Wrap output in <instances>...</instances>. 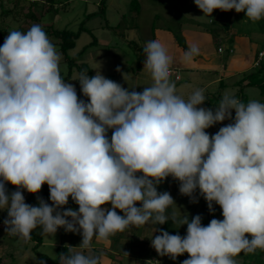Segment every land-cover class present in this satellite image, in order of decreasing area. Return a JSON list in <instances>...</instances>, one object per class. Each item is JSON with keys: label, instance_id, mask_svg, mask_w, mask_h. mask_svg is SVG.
Masks as SVG:
<instances>
[{"label": "clouds", "instance_id": "clouds-1", "mask_svg": "<svg viewBox=\"0 0 264 264\" xmlns=\"http://www.w3.org/2000/svg\"><path fill=\"white\" fill-rule=\"evenodd\" d=\"M194 3L203 16L234 9L252 22L264 18V0ZM143 54L150 86L126 89L102 75L99 65L94 76L85 70L71 79L79 81L86 102L61 75L62 56L40 24L9 31L0 46V210L7 211L6 233L23 242L38 227L47 236L61 227L81 233V251L70 248L58 257L60 264H104L90 248L94 238L107 241L168 221L186 224L187 234L152 227L151 246L173 261L187 253L182 264H238L242 252L264 251V102L244 103L228 89L214 111L200 107L205 90L187 98L178 93L172 57L160 40L148 41ZM197 55L199 48L191 45L183 61ZM225 120L233 122L214 135L205 131ZM169 176L190 202L198 203V189L210 212L218 204L223 220L204 226L200 214L191 220L181 214L171 194L157 190ZM8 184L16 188L10 194ZM44 184L51 205L41 197L37 206L26 203L24 191L38 194ZM70 197L78 211H60Z\"/></svg>", "mask_w": 264, "mask_h": 264}, {"label": "rangeland", "instance_id": "rangeland-1", "mask_svg": "<svg viewBox=\"0 0 264 264\" xmlns=\"http://www.w3.org/2000/svg\"><path fill=\"white\" fill-rule=\"evenodd\" d=\"M31 1L0 0V29L7 32L11 30L26 31L33 24H40L43 30H47L48 32H51V30L47 24L50 25L51 29L66 28L72 32H77L80 28H84L80 31L78 38L74 42V46L67 51V55L73 57L79 52L84 51L78 62L88 64L92 76L96 74L95 69H98L100 65L99 70L106 78L120 83L126 89L135 87L132 90L137 92L143 91L144 87L150 86L152 83L150 74L143 71L145 59L143 47L148 41L155 39L154 36H156L155 33L157 31L170 34L174 37L175 35L180 36V30L184 27L192 26L207 29L209 33H213L214 37L217 38L215 40L216 50L221 46L224 48V52H227L231 46L228 42V36L230 35L229 37H233L234 39L238 33H240L238 35L248 33L247 35H251L253 42L264 44V18L257 22H252L245 18V13H237L234 9L227 12L215 9L211 17L203 16L204 13L195 5L194 0H56L58 3L52 8L44 0H33L35 1L32 2L33 4ZM5 11L11 13L5 15L3 13ZM29 11L32 13L37 12L41 15V23H34L29 19L23 20L25 18L24 14ZM219 17H221L220 22L217 21ZM47 35L62 56L60 61L61 75L68 77L66 82L75 85L78 97L87 102V97H84L81 92L79 81L71 80L78 74V71L74 67L69 69L68 64L64 61V56L57 44L60 43V39L54 37L52 33H48ZM4 38L0 35V46L3 45ZM162 42L166 44L165 40H162ZM219 43L221 44L219 45ZM233 53L234 50L229 54ZM172 56L173 53H171ZM252 65L256 66L257 64ZM118 67L120 68L119 72L116 70ZM173 69L171 68V71L176 74L180 73L179 75L182 79L180 81L178 78L177 80L179 81H177L174 75H171V79L176 83L178 93L185 98L195 89L205 86L204 90L207 99L200 107L208 108V105L212 108L216 107L223 93L228 89L236 90V96L239 99L242 96L240 99L242 102L247 103L252 99L264 102L262 101L264 97L260 95L257 87L238 86L241 85L240 74L234 75V77H226V80L220 84L213 81V78L215 80L216 72L210 69L209 72H205L206 74L204 72H193V76L189 78V81L185 80V77L189 76L188 71ZM225 86L228 88H225ZM241 89H244L243 94L240 93ZM232 117L234 120V110H232ZM233 120L217 123L205 131L209 135H214L221 127L232 123ZM111 131L109 130L108 132L109 138L111 137ZM170 178L173 179L169 176L157 186L158 192L168 191L181 214H188L186 205L189 203L199 208L197 203L190 202V197L180 194L179 181L173 179L174 184H176L175 188L173 183L171 184L172 180L168 181ZM7 190L10 194L16 188L8 184ZM42 192H44L43 188L38 194H30L24 191L25 202L37 206L36 199ZM194 196L197 199L199 198L195 194ZM44 200L51 205L49 197ZM137 206H140L139 203H137ZM104 207L110 208L111 205H105ZM67 208L78 211V205L72 201L71 197L68 204L64 206V209H60V211ZM171 211L172 209H169V212ZM117 212L123 215L120 210H117ZM209 216L211 217V215ZM202 217L205 218L204 215ZM6 218L7 211L0 210V264H38L40 255L46 256L50 264H57L59 262L58 257L60 256L57 252L58 246L69 247L70 245L82 242L83 239L81 233L67 232L63 227L58 228L54 235H42V228L38 227L36 231L41 236L42 241L34 250L32 249L34 242H23L18 237L6 233L3 223ZM220 218L223 220V216ZM220 218L218 219L221 220ZM210 221L204 224V226H207ZM155 226L156 229H160V225ZM162 227L163 230L173 235L178 233L181 236H185L187 234L186 224L179 227V225L168 221ZM145 230L146 232H144ZM158 234L159 231L154 235ZM152 235L153 233L150 228L133 227L115 234L107 241H97L94 239L91 241L90 248L93 253L104 255L108 259L118 258L121 260L118 264H146L147 261H153L152 257L157 258L156 261H159V264H182L183 260L189 258L187 253L177 257L175 261L167 256H159L151 246L150 238H152ZM115 238L120 250L109 251V245ZM124 252L129 254L128 257L124 255ZM235 259L238 264H244L242 253ZM104 262L107 261L104 260ZM112 264L117 263L112 261Z\"/></svg>", "mask_w": 264, "mask_h": 264}, {"label": "crops", "instance_id": "crops-1", "mask_svg": "<svg viewBox=\"0 0 264 264\" xmlns=\"http://www.w3.org/2000/svg\"><path fill=\"white\" fill-rule=\"evenodd\" d=\"M220 20H221V17H219L217 21L220 22ZM180 31H181L180 35L182 36L188 49L191 45H196L199 48V55L195 56L191 63H185L183 61L184 52L176 44L175 38L173 36L167 33L159 32V31H157L155 35L157 36V39L160 40L161 42L162 40H165L166 44L163 42L162 43L166 46L167 50L170 52L169 55L171 56V53H173L172 62H175V63H172L171 68L172 69L174 68L173 70L180 69V70L188 71L189 76L187 75L188 77H185V80L189 81V78L193 76V72L195 71L205 73L207 71L209 72V69H210L216 72L215 80L213 78V81L215 82L222 84L226 80V77H230V76L234 77V75L240 74L241 75V85H238V86L242 87L246 85L247 80H243V76L248 72V70L253 68L252 64L254 63V56H255L256 50L260 45H264V44L262 43L257 44L253 42L251 40V35L250 36L247 35L248 33L246 34L243 33L242 35H238L240 34L238 33L235 35L234 39L233 37H229L230 35L228 36L229 38L228 42L231 45L230 47L233 48L234 53L229 54L228 52H224V48L222 47L223 52L219 54L216 50L217 46L215 45L216 37H214L215 35L213 33H209L207 29H201L200 27L195 28V27L189 26L187 28L184 27ZM156 36H154L155 37L154 40H157ZM199 58H201V60H199ZM179 74L180 73H178V75ZM181 79L182 78H180V81ZM221 86L223 87V85ZM201 88L204 89L205 86H202ZM225 88H228V87L225 86ZM151 227L153 226L152 225L146 226V228H151ZM144 232H146V230ZM80 244L81 242H78L76 245H70V246L71 248L74 247L75 251L77 250L81 251V248L79 246ZM109 247H110L109 251L110 250L111 251L120 250L118 248L116 238L113 239ZM102 256L104 257V260L107 261V262H104V264H109L110 262L112 264V261L118 264V262L121 261L118 258L108 259L106 256L104 255Z\"/></svg>", "mask_w": 264, "mask_h": 264}, {"label": "trees", "instance_id": "trees-1", "mask_svg": "<svg viewBox=\"0 0 264 264\" xmlns=\"http://www.w3.org/2000/svg\"><path fill=\"white\" fill-rule=\"evenodd\" d=\"M32 2H35V1L32 0L31 3ZM44 2L51 8L54 7L58 3V1H56V0H44ZM55 10H56V8H55ZM3 13L5 15H8L11 12L5 11ZM24 16H25V18L23 20L29 19V20L33 21L34 23H37V22L41 23L40 22L41 15H39L37 12L32 13L29 11L28 13L24 14ZM13 17H16V16H13ZM47 26L50 28L51 32L44 30L46 32V34L52 33L54 37L60 39V43H57L58 48L62 52V54L64 56L63 59L68 64L69 69H72L74 67V68H76L78 73L87 70L88 75L91 77L92 73H91V70H90L88 64H86L84 62H78L79 58L81 57V55L83 54L84 51L79 52L78 54L74 55L73 57H69L67 55V51L74 46V42L78 38L80 31L83 30L84 28H80L79 31H77V32H72L70 30H67L66 28L51 29L50 25L47 24ZM8 33L9 32L3 31L2 29H0V35L2 37H6L8 35ZM174 38H175L176 44L183 50V52L188 50V48H187V46H186L181 35L180 36L175 35ZM94 42H95V40H94ZM262 49H264V45H260L257 48L255 56H254V60L257 59L258 53ZM63 78L65 80L68 79V77H63ZM243 80H247L246 85H245L246 87H248V86L257 87L260 91V95L262 97H264V55H262V57L259 59L257 65L253 66V68L250 70V72L246 73L243 76ZM240 93L243 94V89H241ZM262 101H264V100H262ZM208 106H209L208 108H211L213 111L215 110V107L212 108L210 105H208ZM169 180H172L171 184L173 183V185L176 188V184H174L173 179L170 178V179H168V181ZM42 188L44 189V192H42V194L39 197L46 199L50 195L49 191H48V185L44 184L42 186ZM194 194L199 197L197 199L198 200L197 206H199V208L198 207L196 208L194 206V204H190V203L186 205V208L188 211L187 215H188L189 220H191L192 217H194L197 214H200L201 216L204 215L205 218L202 217V225H204L208 221H210L211 219H213V218L218 219L222 216V209L220 208V206L218 204L213 203L214 211L210 212L208 209V205H207L206 201L203 202L204 198L202 196H200L198 189ZM36 205H38V198L36 199ZM209 215H211V217ZM220 219L222 220V218H220ZM160 229H163L162 225H160ZM154 234H156V232ZM249 237H250L249 239H251V236H249ZM30 241H31V243L34 242V244L32 245V249H34V250L39 244H41L42 239H41V236L36 231V229L33 230V232L31 233V239L27 242H30ZM70 248H71V246H69V247H66V246H60L59 247L58 246L57 252L60 255L61 254H67L69 252ZM77 251H79V250H77ZM148 251H150V250H148ZM262 256H264V251L259 250V249H257L255 251V253L247 254V255L242 252V258H243L244 264H264V258H262ZM158 258H160V257H158ZM41 260L44 261V264H50L49 259L44 255L39 256V261H41ZM152 260L156 261L157 258L152 257ZM57 264H60V262H58Z\"/></svg>", "mask_w": 264, "mask_h": 264}, {"label": "built area", "instance_id": "built-area-1", "mask_svg": "<svg viewBox=\"0 0 264 264\" xmlns=\"http://www.w3.org/2000/svg\"><path fill=\"white\" fill-rule=\"evenodd\" d=\"M220 45V44H219ZM222 47L220 46V47H218V49H217V51L219 52V53H221L222 52ZM232 49L230 48V49H228V52L229 53H232ZM262 55H264V49H262L259 53H258V56H257V59H256V61H255V64H257L258 63V61H259V59L262 57ZM171 74L173 75V74H175L173 71H171ZM175 78L176 79H178L179 77L176 75L175 76Z\"/></svg>", "mask_w": 264, "mask_h": 264}]
</instances>
